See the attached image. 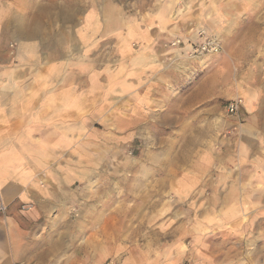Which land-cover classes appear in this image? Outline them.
<instances>
[{
    "label": "crops",
    "instance_id": "1",
    "mask_svg": "<svg viewBox=\"0 0 264 264\" xmlns=\"http://www.w3.org/2000/svg\"><path fill=\"white\" fill-rule=\"evenodd\" d=\"M182 2L118 18L113 2L0 0V264L88 262L86 215L100 210L84 184L111 165L102 151L149 128L152 103L171 98L158 130L213 97L221 75L182 93L171 60L191 59L201 30L216 39L223 0Z\"/></svg>",
    "mask_w": 264,
    "mask_h": 264
},
{
    "label": "rangeland",
    "instance_id": "2",
    "mask_svg": "<svg viewBox=\"0 0 264 264\" xmlns=\"http://www.w3.org/2000/svg\"><path fill=\"white\" fill-rule=\"evenodd\" d=\"M93 1L115 3L112 11L126 18L163 0ZM182 1L183 10L191 9ZM223 7L220 23L207 30L221 51L171 60L180 66L174 71L182 93L221 75L196 119L153 129L171 98L152 103L149 128L118 137L101 153L111 165L84 184L98 193L92 202L100 210L86 215L85 264H264V0H223ZM209 121L206 132L199 129Z\"/></svg>",
    "mask_w": 264,
    "mask_h": 264
},
{
    "label": "built area",
    "instance_id": "3",
    "mask_svg": "<svg viewBox=\"0 0 264 264\" xmlns=\"http://www.w3.org/2000/svg\"><path fill=\"white\" fill-rule=\"evenodd\" d=\"M200 35L203 37V42L196 43L194 45L193 48L194 50L191 55L219 53L221 51V45L217 41V39L207 35V33L204 30L200 31ZM240 104H242L241 99L230 102L228 106L229 111L231 112L236 111L239 108Z\"/></svg>",
    "mask_w": 264,
    "mask_h": 264
}]
</instances>
